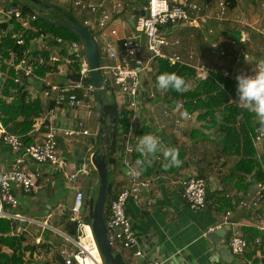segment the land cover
<instances>
[{"label":"crops","instance_id":"crops-1","mask_svg":"<svg viewBox=\"0 0 264 264\" xmlns=\"http://www.w3.org/2000/svg\"><path fill=\"white\" fill-rule=\"evenodd\" d=\"M41 1L63 8L74 17L79 18L80 21L83 20V15L79 14L74 8L72 0ZM85 1L103 4L109 10L115 4L114 0ZM234 3V7L230 9L232 22L218 24L211 21L203 29L197 30H191L188 26L179 28L171 34V37L179 40L180 45L168 49L167 53L176 52L186 60L189 59L190 54H193L194 59L191 62L194 65H205L212 71H214L212 69L214 67L216 69L215 72H229L233 78H236L240 73L252 74V67L256 65L259 59L264 58V38L257 32L248 30L252 43L239 46L238 48L234 47L232 41L233 39H238L241 33V27L234 20L240 17L242 13L247 14L252 23H255L257 19L261 20L262 18L264 20V12L260 9V4L264 3V0H234ZM124 5V11L116 16L112 25V30H116L117 35H112L111 29L104 33L96 32L94 34L100 49L105 43L109 42L119 53L123 41L136 33L135 15L142 9L143 1L124 0ZM215 5L207 8V10L212 12ZM33 10L38 11L37 8ZM255 11L258 14L254 13ZM213 25H219L223 29L225 40L219 45L223 46L227 52L225 58H217L212 54V50H209V46L212 45V38L206 36V33L213 32ZM262 25H264V21ZM230 37H232V40H228ZM141 43L145 46L144 38H142ZM186 43H189L191 47L188 48ZM194 50L196 51L194 52ZM240 52L248 54L249 57L248 60H243L240 63L241 65L235 61V57ZM143 57L145 59L148 58L147 51H145ZM119 64L128 65L124 61L123 55L119 54V59L114 60L102 53L101 68ZM155 64H151L146 71L140 74L142 96L139 114L132 123L134 127V142L138 145L140 138L144 134H153L158 138H162L166 147H173L178 154H183L184 159L177 167H168L160 174H154L149 177L151 179L150 190L142 196L140 201H130L127 205V215L133 224L144 251L143 260L158 261L163 264H176L177 261H179V264H244L243 259L235 256L229 246L230 232L226 238L217 243H213L208 238V234L215 229L228 227L223 225L225 205L220 207L222 203L226 204L225 201L228 200V196L239 198L242 194L255 195L257 188L249 185L251 176H245L236 169L242 157L231 155L224 151L221 145L222 134L217 131V127L210 130L204 127L206 121L198 118L201 112L194 113L191 119L183 117V111L178 112L177 116L182 120L179 125L177 124V116L166 115V110L170 107L174 111L177 104L162 95L161 91L155 89L154 78L157 72ZM232 65L234 68L236 66L239 67V69L231 73L230 69H233V67L230 66ZM228 66L230 67L229 70ZM102 74L110 81L108 76L105 75L104 69ZM42 78L45 77L38 76V78L29 80L28 83L26 82L31 99L33 101L40 100L44 109L42 117L37 120L35 131L39 132L38 129L45 120H48V124L51 121L52 125L61 129H73L76 128L79 122L84 123L85 129L90 131V135L72 138L61 136L59 138V151L61 158L67 162L65 166L67 173L75 174L78 170H83V173L79 175V187L83 189L86 185L94 188V182L98 183V175L90 157L102 146L103 142L100 135L102 134L104 137L102 127L105 113L96 111L95 107L99 103L96 104L94 95L90 97L91 100L86 106L78 109H72L67 105L54 104L40 95L37 96L38 94L35 98V95L32 96V94H35L44 86V83L40 80ZM59 78H63V81L55 82ZM46 79L56 85L69 84L67 79L62 76L54 75L46 77ZM109 83L113 91H108L105 106L110 110L127 108L128 102L125 96L111 82ZM152 95L154 97H151ZM53 104L54 107H51ZM257 126L264 127V124L258 120ZM43 136L44 133L39 132L35 143L41 141ZM123 140L125 142V138ZM255 150L260 158L264 154V144L258 149L255 148ZM121 153H119V165L122 164ZM159 154H154V161L157 160ZM14 157L13 153L9 154L2 150L0 151V162L6 171H10L13 168ZM88 160L90 161L89 163ZM25 169L36 174L39 173L38 179L42 182V185L38 186V189L32 195L24 194L16 189L15 194L20 206H25L29 199L36 200L40 196V188H45L49 191L47 197H51L54 205L47 208L45 214L42 212V214L30 216L31 213L26 211L28 216L22 213L18 215L26 222L42 228V231L38 230L36 239L40 238L47 244L53 245L54 251L46 256V261L52 262L54 259L53 254L56 257L58 251L61 248L70 246L69 243L75 237V235L71 234L75 231L68 229L69 220L66 217V214L68 215L71 210L66 205L70 203L73 206L75 190L73 186H70L64 172L58 168L53 169L49 166L35 167L27 163ZM191 176H197L205 180L207 184L209 207L203 211L191 210L182 197L183 187L180 184V180ZM125 180L126 175L122 165L111 168V181L115 193L122 190ZM63 189L73 191L72 202L70 200L72 193L61 191ZM59 199L63 200L60 204ZM56 215L58 224L55 223L56 219L53 221ZM256 220L254 215L237 209L234 210L231 218L232 222L245 227L244 231L251 229L249 227L254 225ZM60 224L64 230L58 227ZM24 228L27 229L26 226ZM44 228H46L45 231H43ZM42 233L44 236L41 235ZM116 251L120 252L130 264H141L142 260L134 258L132 251L119 248Z\"/></svg>","mask_w":264,"mask_h":264},{"label":"built area","instance_id":"built-area-1","mask_svg":"<svg viewBox=\"0 0 264 264\" xmlns=\"http://www.w3.org/2000/svg\"><path fill=\"white\" fill-rule=\"evenodd\" d=\"M115 4L109 10L103 4H96L85 0H74V6L83 15L82 24L91 32L111 31L112 35H117L116 30H112V25L118 14L124 11V0H114ZM212 12L207 8L214 6ZM207 8H204L195 0H144L143 7L139 14L135 15L136 33L127 37L118 53L112 44L107 42L101 47V55L106 54L110 59H119V54L124 56V61L128 64L107 66L104 69L106 79L110 86L111 82L119 92L127 99V110L131 113L130 131L125 135L124 149L121 153V163L125 170L126 180L122 190L111 203V215L107 221L108 236L115 250L117 248L133 252L136 259H140L141 264H163L158 261H146L139 238L133 228V224L127 215V205L130 201H140L142 196L150 190L151 179L145 177L142 170L135 163L133 155L134 146V127L133 120L137 118L141 106V79L140 74L146 71L149 66L158 60L169 61L172 65H184L195 69L198 77L205 79L212 72L205 65H194L191 61L194 55L190 54L189 59H184L178 53H167L170 48L180 45V41L173 39L171 34L180 27L188 26L190 28L201 29L208 23L216 22L223 24L232 21L230 19L229 3L226 0L213 1ZM260 9L264 12V3L260 4ZM143 12V14H142ZM42 15L39 11H25L20 5H16L12 0H0V46L4 40L11 36L18 47L23 50L20 55L10 50V58L5 59L8 69L15 71V82L22 85L23 79L29 80L38 78L36 71L41 68L47 69L45 78H42L44 86L32 94L36 98L41 96L57 105H67L72 109H78L88 104V99L99 92L91 83L89 78V66L85 57L84 47L81 41L65 40L56 37L51 33L43 31L42 26L38 24ZM241 27L240 37L233 39L232 45L236 48L239 45L252 43V38L247 29L257 32L264 38L263 19H257L255 23L251 22L248 15L242 13L240 17L234 20ZM13 25L14 27H10ZM8 26V27H7ZM213 33V32H212ZM142 38L145 40V46L141 43ZM147 51L148 58L143 57ZM212 54L217 58H225L227 52L221 45L212 48ZM2 54L0 53V59ZM248 54L240 52L235 57L236 63L240 64L243 60H248ZM78 78L79 82H73L67 79L68 75ZM62 76L67 79L68 85H56L48 82L46 77ZM226 78L232 76L229 72H224ZM80 93V94H79ZM151 97H154L152 95ZM11 101V98L9 99ZM183 111L184 116L191 119L193 114H187L183 101L177 102L173 110L169 107L166 115L177 116L178 112ZM177 124L181 123V118L177 116ZM45 120L39 129L46 125L48 131L44 133L41 141L25 146L23 141L16 134L10 133L4 125L0 113V138L12 150L15 155L13 168L6 171L0 162V219L8 218L15 221H26L20 215H13L8 209H18L19 200L15 194L18 189L24 194H31L38 189L39 173L36 174L25 169L26 164L30 163L35 167H52L60 169L66 175L70 186L75 190L74 204L70 210L72 220L77 222L75 227V237L70 246L61 248L58 251L65 264H88L90 256L86 248L87 244L91 248L97 249L100 255L96 240L94 238L90 223L87 222L88 208L86 197L83 189L79 187V175L83 170H78L75 174L65 171L67 162L61 158L59 138L61 136L72 138L79 136H89L90 131L85 129V124L79 122L76 128L61 129L47 123ZM38 129V130H39ZM159 140L164 144L162 138ZM253 145L256 149L264 144V127H259L256 134L252 136ZM161 161L162 157L157 156ZM183 187L182 197L188 203L189 208L193 211H203L209 207L207 184L205 180L191 176L180 180ZM255 195L242 194L239 198L228 196L230 209L225 211V220L223 225L230 228L229 246L233 254L241 257L244 264H264V253L261 249L262 239L258 237L254 242H249L243 226L232 222L234 210H243L256 217V223L249 228L264 233V182L257 186ZM22 228V227H21ZM18 228L19 234L26 232V229ZM46 228L43 230L45 231ZM38 245H46L42 239H36ZM255 251L253 258H248L247 254ZM35 259L42 264L46 261V248H38L35 253Z\"/></svg>","mask_w":264,"mask_h":264},{"label":"trees","instance_id":"trees-1","mask_svg":"<svg viewBox=\"0 0 264 264\" xmlns=\"http://www.w3.org/2000/svg\"><path fill=\"white\" fill-rule=\"evenodd\" d=\"M16 5H20L23 10L31 11L34 6L30 3V0H12ZM229 3V11L234 7V0H226ZM20 2V3H19ZM204 8L207 5L204 1H197ZM35 8V7H34ZM52 17L57 20L65 21L64 17L57 13H52ZM42 26V29L46 33H51L56 37H61L65 40H78L79 37L65 29L58 26H54L43 18L38 22ZM8 27V26H7ZM181 28V27H180ZM90 31V30H89ZM91 34H93L90 31ZM94 35V34H93ZM10 50L14 51L18 55L21 54L22 48L18 47L11 36L5 39L3 44L0 46V53L2 58L0 59V113L3 118L5 127L10 133L16 134L21 138L25 146H29L36 141V137L39 132L45 133L48 131V127L43 125L38 131H35L37 120L43 115L44 109L43 104L40 100H32L30 92L27 89L26 79H23L22 85L15 82V71L14 69H8L5 59L10 58ZM156 77L163 72L177 73L184 77L186 82L189 84V88L185 92H176L174 90H159L156 86L155 89L161 91L162 95L174 102L183 101L185 104V111L187 114H194L201 112L199 115L200 120H205V128L210 130L217 127V131L222 134L221 145L224 151L231 155L241 156L242 159L237 165V170L243 175L251 176L250 186H257L259 183L264 182V154L259 158L253 145L252 136L256 134L258 130L257 117L246 109L241 108L236 100L237 96V80L226 78L224 73L212 71L207 78L200 80L197 76V71L193 68L182 66L180 64L172 65L169 61L158 60L155 62ZM47 69L41 68L36 71L37 76L44 77ZM111 87V86H110ZM113 91V88H110ZM108 91L104 90L99 93H95L94 100L98 103L99 95H104L105 99ZM80 94V93H79ZM11 98V101L9 99ZM91 99L89 98L88 101ZM55 104V103H54ZM54 104L51 107H54ZM96 111H100L99 104L95 107ZM130 117L131 113L126 107L117 109V115L113 118V123L108 125L107 131L110 136V151L108 157L109 167V198L106 206V219L107 221L111 215V203L117 197L118 193L113 190L111 181V168L120 167L119 153L124 149L123 138L130 131ZM222 118V120H220ZM220 120V121H219ZM219 121V122H218ZM103 125V124H102ZM102 127V126H101ZM104 128L102 127V133ZM101 136V141H104V137ZM135 153L133 159L135 163L144 173L145 177L149 178L154 174H160L166 170L164 167L165 160L162 154L161 161H154V154H148L146 152H140L137 150V144L134 143ZM5 153H12L3 140L0 138V151ZM178 158L180 163L184 159V155L179 153ZM141 162V163H138ZM123 166V165H122ZM177 167V166H175ZM244 176V177H245ZM98 184L96 187L89 190V195H97ZM33 193H31L32 195ZM207 194L208 190H207ZM225 199V198H224ZM226 200V199H225ZM209 201V196H208ZM226 204L222 203L220 207L224 208V212L231 207L230 201L226 200ZM87 208L89 201L86 202ZM220 209V208H219ZM13 215H18L20 212L17 209H8ZM26 214V212H25ZM66 217L69 220L68 215ZM87 222L90 223L87 217ZM22 225H26L21 221H15L8 218L0 219V264H38V260L35 259V253L38 248H46V256L52 252L53 245H32V247L25 246L27 243V232H17L18 228ZM68 229L76 230L74 226H71L68 221ZM245 234L249 242H254L256 238L261 237L262 246L264 250V233L256 230L255 228L246 229ZM3 247L10 250L11 254L3 252ZM30 251V257L32 259L27 260V252ZM117 251L115 250V253ZM28 255V254H27ZM52 262L43 261L42 264H57L55 254H53ZM255 251H251L247 254L248 258H253ZM257 260H254V264H258Z\"/></svg>","mask_w":264,"mask_h":264},{"label":"water","instance_id":"water-1","mask_svg":"<svg viewBox=\"0 0 264 264\" xmlns=\"http://www.w3.org/2000/svg\"><path fill=\"white\" fill-rule=\"evenodd\" d=\"M207 5H210L214 0H202ZM30 3L38 9L42 18L54 26L65 28L75 33L82 42L84 47L85 57L90 69L89 78L91 83L102 92L104 90L110 91V86L107 84L105 77L101 70V55L99 44L93 34L71 13L58 6L46 4L41 0H30ZM52 13H57L64 17L65 21L57 20L52 17ZM136 14H139L137 12ZM143 14V12H142ZM132 24H134L132 22ZM10 27H14L11 25ZM67 79L73 82H79L78 78L68 75ZM202 80V78L200 79ZM98 103L100 111L105 113L104 116V141L102 146L95 151L91 157V163L98 175V191L97 195L94 193L89 197L88 218L90 226L96 240L103 264H130L120 252L115 253V248L108 236V227L106 219V206L109 198V167L108 157L110 151V136L107 131L109 124L113 123V118L117 115V109L110 110L105 106V96L99 95ZM69 224L76 226L77 222L73 221L72 213L68 214ZM230 228H218L208 234V238L217 243L226 238L229 234ZM73 236L75 232L71 233ZM230 236V234H229ZM56 261L58 264H65L64 258L57 254ZM38 264H41L38 262Z\"/></svg>","mask_w":264,"mask_h":264},{"label":"clouds","instance_id":"clouds-1","mask_svg":"<svg viewBox=\"0 0 264 264\" xmlns=\"http://www.w3.org/2000/svg\"><path fill=\"white\" fill-rule=\"evenodd\" d=\"M252 74L240 73L237 75V96L238 105L254 114L264 124V58L258 60L252 67ZM156 86L159 90H174L185 92L189 84L184 77L177 73L163 72L156 77ZM137 150L148 154L162 153L164 167H174L180 164L178 153L173 147H166L157 136L144 134L137 145ZM138 163H141L138 161ZM179 264V261L176 262Z\"/></svg>","mask_w":264,"mask_h":264},{"label":"rangeland","instance_id":"rangeland-1","mask_svg":"<svg viewBox=\"0 0 264 264\" xmlns=\"http://www.w3.org/2000/svg\"><path fill=\"white\" fill-rule=\"evenodd\" d=\"M143 2H144V0H142ZM195 1H198V0H195ZM216 1L217 0H214V2L216 3ZM199 2H200V0H199ZM20 3V2H19ZM201 3V2H200ZM21 4H23V0H21ZM72 4H73V6H74V0H72ZM214 5V4H213ZM74 8H75V6H74ZM32 10L33 9H36V8H31ZM76 9V8H75ZM254 9V8H253ZM78 12H79V14H80V11L78 10V9H76ZM254 13H257L256 11L254 12ZM253 13V14H254ZM258 14V13H257ZM255 15V14H254ZM79 21H80V19L79 18H77ZM81 23H82V20L80 21ZM229 22H232V21H229ZM181 28H184V27H181ZM191 30H197V29H194V28H190ZM201 29H203V28H201ZM247 30H249V29H247ZM208 32V31H207ZM93 34H95L96 32H92ZM206 36H210L211 38H212V45L211 46H209V50H212V48H213V45L214 46H216L215 44H222V41L223 40H225V38L223 37V29L222 28H220V26L219 25H213V33H210V32H208V33H206ZM232 40V37H230V38H228V40ZM69 41V40H68ZM221 41V42H220ZM185 42H186V39H185ZM213 43H215V44H213ZM186 45H187V47L189 48V47H191L190 46V44L189 43H186ZM248 45V44H247ZM239 46H245V45H239ZM196 50H194V52H195ZM233 64V63H232ZM228 65V64H227ZM241 65V64H240ZM239 66V65H238ZM230 67H233V69H230ZM228 66V70L230 69V72L232 73V71L234 72V71H236V70H238L239 69V67H237L236 66V68H234V66L232 65V66ZM214 71H216V69L213 67L212 68ZM232 75V74H231ZM232 79H235V80H237L236 78H233L232 77ZM60 81H63V78H59V79H56V81L55 82H60ZM172 102H174V101H172ZM171 102V103H172ZM175 104H177V102H175ZM91 158V157H90ZM89 159V158H88ZM90 161L88 160V163H89ZM97 182L95 181L94 182V187H96L97 186ZM40 185H42V182L41 181H39V183H38V186H40ZM41 189V192H40V196L39 197H37V199L36 200H34V199H29V200H27V204H25V206L24 205H21L18 209H17V211H19L20 213H22V214H25V212L26 211H28V212H30L31 214H30V216H36V215H38L39 213L40 214H42V212L45 214L46 212V209L47 208H49V207H51L52 205H54V202L52 201V199H51V197H47L48 196V194H49V191L47 190V189H45V188H40ZM44 189V190H43ZM92 189V187L90 186V187H88V186H84L83 187V192H84V194H85V197H86V201H89V197H90V195H89V190H91ZM61 191H64V192H66V193H72L71 194V196H70V200L72 199V197H73V191H69V190H66V189H63V190H61ZM65 200V199H64ZM59 201V204L60 203H62L63 202V200H61V199H59L58 200ZM73 200H71V202H72ZM53 202V203H52ZM57 204H58V202H57ZM66 206H69V208L71 209L72 208V204H70L69 203V205H66ZM68 209V208H67ZM55 212H57V211H55ZM25 215H27V212H26V214ZM28 216V215H27ZM56 217H57V215L54 217V220L53 221H55V219H56ZM55 223H57L58 224V222H57V219H56V222ZM25 224L26 225H22L20 228L21 229H25L24 227L26 226L27 227V243L25 244V246H28L29 248L30 247H32V245H35V244H37L36 243V241H35V239L37 238V232H38V230L40 229L41 231H42V228H39V226H37V225H35V224H30V223H28V222H25ZM56 224V225H57ZM59 228H61V229H63L64 230V228H62L63 226L60 224L59 226H58ZM44 231V230H43ZM41 235H43L44 236V234L42 233ZM69 244H71V243H69ZM3 252H6V253H8V254H11V252H10V250H8L7 248H4L3 247ZM52 252H53V250H52ZM28 254V255H27ZM27 254H26V258H27V260H29V259H32L31 257H30V251H28L27 252Z\"/></svg>","mask_w":264,"mask_h":264},{"label":"bare ground","instance_id":"bare-ground-1","mask_svg":"<svg viewBox=\"0 0 264 264\" xmlns=\"http://www.w3.org/2000/svg\"><path fill=\"white\" fill-rule=\"evenodd\" d=\"M90 259L88 264H102L101 258L97 253V249L91 248L89 244L86 246Z\"/></svg>","mask_w":264,"mask_h":264}]
</instances>
